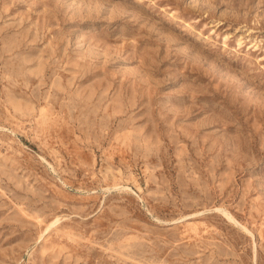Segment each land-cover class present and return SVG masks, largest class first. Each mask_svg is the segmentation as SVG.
<instances>
[{"label":"rangeland","instance_id":"1","mask_svg":"<svg viewBox=\"0 0 264 264\" xmlns=\"http://www.w3.org/2000/svg\"><path fill=\"white\" fill-rule=\"evenodd\" d=\"M0 264H264V0H0Z\"/></svg>","mask_w":264,"mask_h":264},{"label":"bare ground","instance_id":"2","mask_svg":"<svg viewBox=\"0 0 264 264\" xmlns=\"http://www.w3.org/2000/svg\"><path fill=\"white\" fill-rule=\"evenodd\" d=\"M54 221V220H53ZM57 222V219L54 221V222H52L51 224H55Z\"/></svg>","mask_w":264,"mask_h":264}]
</instances>
